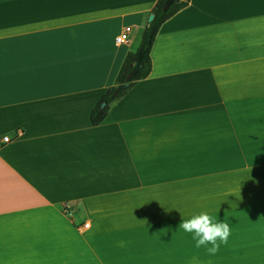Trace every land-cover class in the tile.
I'll list each match as a JSON object with an SVG mask.
<instances>
[{"label":"crops","instance_id":"0c3cea01","mask_svg":"<svg viewBox=\"0 0 264 264\" xmlns=\"http://www.w3.org/2000/svg\"><path fill=\"white\" fill-rule=\"evenodd\" d=\"M156 2L0 0V264H264V0H189L90 123Z\"/></svg>","mask_w":264,"mask_h":264},{"label":"trees","instance_id":"16d2710c","mask_svg":"<svg viewBox=\"0 0 264 264\" xmlns=\"http://www.w3.org/2000/svg\"><path fill=\"white\" fill-rule=\"evenodd\" d=\"M165 2L166 0H157L156 4L149 13V16L152 15L153 19L143 29L138 47L135 49V51L129 52L126 55L117 75L115 85L107 89L100 101L91 110L89 119L92 126H98L101 124L105 120L110 106L122 98L126 92L136 84V82L146 78L149 75L151 68L150 51L158 30L162 24H164L177 12L185 8L188 5L189 0H177L164 10L163 6ZM135 63L140 65L139 70L130 79V81H128V86L122 89L118 95L113 96L116 86L127 83L126 78L131 72ZM102 104H105L103 108L101 107Z\"/></svg>","mask_w":264,"mask_h":264},{"label":"clouds","instance_id":"9594fccd","mask_svg":"<svg viewBox=\"0 0 264 264\" xmlns=\"http://www.w3.org/2000/svg\"><path fill=\"white\" fill-rule=\"evenodd\" d=\"M179 228L191 235L195 247H205L210 255H215L221 244H226L231 234L228 223L214 219L206 212L181 220ZM210 245V247H208Z\"/></svg>","mask_w":264,"mask_h":264},{"label":"water","instance_id":"95a60500","mask_svg":"<svg viewBox=\"0 0 264 264\" xmlns=\"http://www.w3.org/2000/svg\"><path fill=\"white\" fill-rule=\"evenodd\" d=\"M176 1H177V0H166V2L164 3V6H163L164 10L167 9L172 3L176 2ZM152 19H153V16L150 15L149 18H148V22H151ZM139 68H140V65H138L137 63H135V64L133 65L131 72L129 73V75H128L127 78H126L127 83H124V84H122V85H118V86H116V87H115V90H114V92H113V96L118 95L119 92H120L122 89H124L125 87L128 86V81H130V79H131V78L137 73V71L139 70ZM104 106H105V104H102L101 107L103 108Z\"/></svg>","mask_w":264,"mask_h":264},{"label":"built area","instance_id":"2783aa9c","mask_svg":"<svg viewBox=\"0 0 264 264\" xmlns=\"http://www.w3.org/2000/svg\"><path fill=\"white\" fill-rule=\"evenodd\" d=\"M130 32V29L129 28H126L124 30V32L122 34H120V36H118L116 39H115V42L116 43H125L126 40H127V37H128V34ZM4 143H8L9 142V139L8 137H4L3 140H2ZM84 226H87V225H84Z\"/></svg>","mask_w":264,"mask_h":264},{"label":"rangeland","instance_id":"374dc122","mask_svg":"<svg viewBox=\"0 0 264 264\" xmlns=\"http://www.w3.org/2000/svg\"><path fill=\"white\" fill-rule=\"evenodd\" d=\"M137 48V47H136ZM261 155V157H264V154H260Z\"/></svg>","mask_w":264,"mask_h":264}]
</instances>
